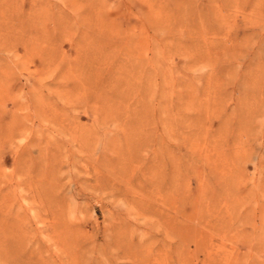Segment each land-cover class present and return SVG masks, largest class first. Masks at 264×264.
<instances>
[{"label": "rangeland", "instance_id": "374dc122", "mask_svg": "<svg viewBox=\"0 0 264 264\" xmlns=\"http://www.w3.org/2000/svg\"><path fill=\"white\" fill-rule=\"evenodd\" d=\"M0 264H264V0H0Z\"/></svg>", "mask_w": 264, "mask_h": 264}]
</instances>
